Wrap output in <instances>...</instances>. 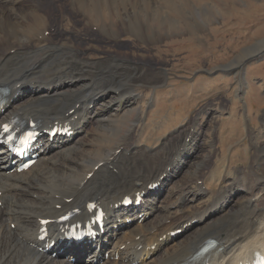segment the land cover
Segmentation results:
<instances>
[{"label":"bare ground","instance_id":"6f19581e","mask_svg":"<svg viewBox=\"0 0 264 264\" xmlns=\"http://www.w3.org/2000/svg\"><path fill=\"white\" fill-rule=\"evenodd\" d=\"M4 2L0 4V89H5L7 94L0 128L14 116L22 121L34 119L44 129H49L55 122H67L76 134L71 139L60 138L49 144L46 135L41 133L36 143L40 159L22 173L11 171L10 154L0 147V191L3 193L0 198V264H72L74 257L77 258L75 264H93L95 261L102 264H197L204 261L239 264L256 251L264 254V140L260 142L264 139L261 136L264 124L260 134L246 130L257 151L249 167L220 165L219 170H212L214 166L204 164L197 165L199 174H193L191 163L184 162L187 158L179 164L183 153L177 159L168 160L161 156L160 148L149 155L148 148L136 146L135 149L123 142L117 143L110 154L106 149L100 151L96 158L101 159L90 160L91 165H80L72 159L77 158L80 147L85 144L88 125L91 121L105 127L110 125L105 120L114 112V103L119 99L117 93L107 88L88 89L92 82L87 80V71L61 54L65 43H52L51 36L45 37L49 28L36 36L23 30L24 22L33 19L25 12L38 8L30 3L32 0ZM71 2L72 7L77 8L75 0ZM115 32L121 34L120 30ZM155 36L148 35L147 38L154 42L157 41ZM35 41L46 46L36 48ZM44 48L53 49L51 56L45 57L40 65L30 64L29 60ZM6 55L9 56L5 59ZM56 56L62 64L69 61L71 66L47 81L33 79L37 73L55 66ZM74 58L81 60L78 55ZM164 71L160 70L158 75L163 77ZM140 80L145 83L151 78L140 77ZM39 81L45 83H37ZM130 95L142 97L141 93ZM213 117L218 119V115ZM196 136L194 132L187 135L186 143L181 145L184 148L179 149L189 151L184 157L191 160H195L191 154L197 155L202 149L195 142ZM118 150L120 154H117ZM130 152L131 156L127 157ZM169 168L171 172H168ZM91 173L93 176L87 179ZM181 181L184 186L179 189ZM209 182L216 188L208 189ZM156 184L160 185L159 190L153 189ZM194 185L197 190H193ZM168 187V194L163 198L161 189ZM137 193L144 194L140 204L122 205L125 197L135 199ZM239 199L240 202H236ZM90 202L100 203L106 210L104 233L79 247L66 248L65 242L59 243L65 237L62 230L53 224L48 245L38 241L41 220L57 219L73 209L82 210L83 218H87ZM140 215H143L140 219L144 218L142 223L127 224L129 219L139 221ZM178 229H183L185 234L173 237L171 234ZM210 240L216 242L215 246L202 255ZM53 241L56 245L52 252H46L45 248ZM106 251L108 257L104 258ZM53 252L58 256L53 257ZM63 254L68 256L67 260Z\"/></svg>","mask_w":264,"mask_h":264},{"label":"rangeland","instance_id":"374dc122","mask_svg":"<svg viewBox=\"0 0 264 264\" xmlns=\"http://www.w3.org/2000/svg\"><path fill=\"white\" fill-rule=\"evenodd\" d=\"M75 2L74 9L70 0H32L30 3L38 8L25 12L33 19L23 26L32 36L49 28L45 37L51 36L52 43H65L61 54L87 71V80L92 82L88 89L107 88L119 98L114 112L105 120L110 123L108 127L94 121L88 125L85 144L77 158L72 159L74 162L91 165L90 160L98 157L100 151L106 149L110 154L117 143L123 142L135 149L148 148L149 155L160 148L161 156L168 160L183 153L179 164L191 163L193 174H199L197 165L210 164L214 166L212 170H219L220 165H252L257 151L246 130L260 134L264 124V0ZM0 4H5L4 0ZM154 33L157 41L151 42L147 37ZM44 45L38 41L34 44L36 48ZM48 50L44 48L29 63L40 65L51 56L53 49ZM69 64H62L56 56L55 66L37 73L33 79L47 81L58 72H65ZM163 69L165 77L158 75ZM140 77H150L151 81L144 83ZM40 81L37 83H45ZM130 93H141L142 97L135 99ZM216 115L218 119L213 117ZM191 132L198 136L195 142L202 147L199 154H191L195 160L184 157L189 151H179ZM183 158L187 159L183 162ZM182 186L181 181L179 189ZM207 188L213 190L216 186L209 182ZM164 189L163 198L170 188ZM193 190H197L195 185ZM184 234L181 230L177 236Z\"/></svg>","mask_w":264,"mask_h":264},{"label":"snow or ice","instance_id":"6c2138e0","mask_svg":"<svg viewBox=\"0 0 264 264\" xmlns=\"http://www.w3.org/2000/svg\"><path fill=\"white\" fill-rule=\"evenodd\" d=\"M4 131H5V132H8V131H9V129H8V126H7V125H5V126H4ZM93 207H94V206H93Z\"/></svg>","mask_w":264,"mask_h":264}]
</instances>
